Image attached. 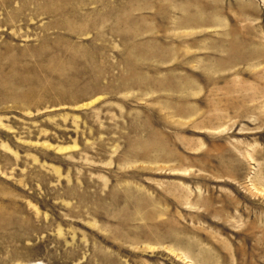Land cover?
<instances>
[{"label": "rangeland", "instance_id": "1", "mask_svg": "<svg viewBox=\"0 0 264 264\" xmlns=\"http://www.w3.org/2000/svg\"><path fill=\"white\" fill-rule=\"evenodd\" d=\"M0 264H264V0H0Z\"/></svg>", "mask_w": 264, "mask_h": 264}]
</instances>
